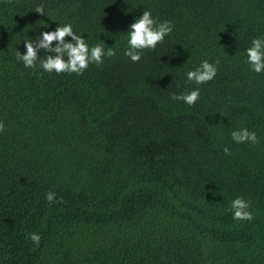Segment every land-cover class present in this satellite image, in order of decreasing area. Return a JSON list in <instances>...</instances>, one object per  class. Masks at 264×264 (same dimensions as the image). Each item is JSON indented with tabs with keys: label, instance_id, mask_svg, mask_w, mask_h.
<instances>
[{
	"label": "trees",
	"instance_id": "trees-1",
	"mask_svg": "<svg viewBox=\"0 0 264 264\" xmlns=\"http://www.w3.org/2000/svg\"><path fill=\"white\" fill-rule=\"evenodd\" d=\"M144 10L174 28L133 63ZM64 24L116 55L81 75L17 61ZM257 37L264 0H0V264H264V72L244 63ZM203 60L215 78L185 84ZM197 87L191 107L172 99ZM240 128L260 143L233 142ZM237 196L252 221L232 219Z\"/></svg>",
	"mask_w": 264,
	"mask_h": 264
},
{
	"label": "clouds",
	"instance_id": "clouds-1",
	"mask_svg": "<svg viewBox=\"0 0 264 264\" xmlns=\"http://www.w3.org/2000/svg\"><path fill=\"white\" fill-rule=\"evenodd\" d=\"M5 4H12L13 0H3ZM35 12L45 15L43 4H39L35 8ZM174 25L167 20L157 21L153 18L151 11L144 10L142 14L136 18L129 26L126 36V47L123 55L130 59L133 63H138L144 50H155L158 44H162L166 36L173 31ZM66 37L71 38V42L66 41ZM55 42V46H53ZM26 49L21 55L16 51V59L22 62L25 68L39 67L47 73L55 72L57 75L67 73L69 75L75 73L81 75L89 67L90 64L97 66L104 62V58H111L116 55V50L107 47L105 50L104 42L94 46H89L81 35L76 34L71 24L57 25L54 31L41 32L35 40L27 38L23 41ZM44 50L47 55L43 59H39L38 53ZM246 63L251 72L260 74L264 72V38H253L251 46L245 50ZM209 63L203 60L194 69L186 72L185 84L194 83L202 85L213 80L217 74V64ZM200 98V89L194 88L187 93L172 94V99L180 100L189 107L193 106ZM5 130V125L0 121V132ZM231 139L237 144L250 143L256 145L260 143L255 132H250L247 128H240L231 132ZM226 155H230V149L224 147ZM45 199L49 203L56 202L55 193L49 192ZM251 202L237 196L231 201L230 210L234 221H252L254 216L250 211ZM29 239L35 247H39L41 237L38 233L29 234Z\"/></svg>",
	"mask_w": 264,
	"mask_h": 264
}]
</instances>
